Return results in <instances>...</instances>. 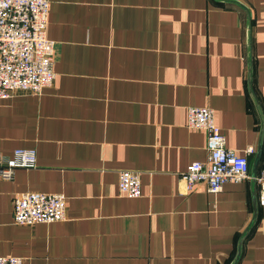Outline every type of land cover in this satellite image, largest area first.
<instances>
[{
    "label": "crops",
    "instance_id": "crops-1",
    "mask_svg": "<svg viewBox=\"0 0 264 264\" xmlns=\"http://www.w3.org/2000/svg\"><path fill=\"white\" fill-rule=\"evenodd\" d=\"M54 79L0 99V154L32 149L0 178V255L22 264H264L253 176L264 142V0H49ZM206 106L248 176L180 191L205 158L186 108ZM139 171L140 194L117 188ZM62 192L61 221L18 225L12 199Z\"/></svg>",
    "mask_w": 264,
    "mask_h": 264
},
{
    "label": "built area",
    "instance_id": "built-area-1",
    "mask_svg": "<svg viewBox=\"0 0 264 264\" xmlns=\"http://www.w3.org/2000/svg\"><path fill=\"white\" fill-rule=\"evenodd\" d=\"M49 0H0V99L14 91L38 94L54 79V44L45 36ZM187 128L201 130L205 136V158L187 163L179 174L180 191L203 183L207 191H218L225 181L248 176L246 154L225 146V138L214 122L213 110L206 106L186 108ZM32 149L15 148L10 155L0 154V178L10 179L16 167H31ZM258 185V200L264 205V142L261 163L253 176ZM118 191L128 197L140 194L139 171H117ZM65 216L62 192L24 190L12 199V222L18 225L61 221ZM0 264H22L17 256H1Z\"/></svg>",
    "mask_w": 264,
    "mask_h": 264
}]
</instances>
